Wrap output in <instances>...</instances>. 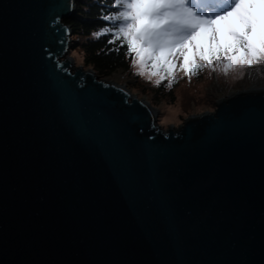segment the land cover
Segmentation results:
<instances>
[{"label":"water","instance_id":"water-1","mask_svg":"<svg viewBox=\"0 0 264 264\" xmlns=\"http://www.w3.org/2000/svg\"><path fill=\"white\" fill-rule=\"evenodd\" d=\"M74 14L0 0V264H264V88L163 127L74 68Z\"/></svg>","mask_w":264,"mask_h":264},{"label":"snow or ice","instance_id":"snow-or-ice-1","mask_svg":"<svg viewBox=\"0 0 264 264\" xmlns=\"http://www.w3.org/2000/svg\"><path fill=\"white\" fill-rule=\"evenodd\" d=\"M112 7L102 19L113 23L93 37L108 35L116 51L126 42V57L135 53L169 76L176 67L172 57L183 58L179 67L189 77L205 67L199 61L212 71L213 60L218 67L223 61L225 74L264 66V0H113Z\"/></svg>","mask_w":264,"mask_h":264},{"label":"rangeland","instance_id":"rangeland-1","mask_svg":"<svg viewBox=\"0 0 264 264\" xmlns=\"http://www.w3.org/2000/svg\"><path fill=\"white\" fill-rule=\"evenodd\" d=\"M67 57L73 61L74 68L86 69L83 67L82 57L78 51H70ZM131 58L132 61L136 59L137 63L133 64L131 62L129 73L118 71L113 75L119 77L121 85L129 92L147 100L157 111L156 116L163 127H179L191 115L214 112L218 97L247 91L254 82L263 84L261 88H264V66L230 70L225 74L221 70L223 61L218 67L215 60H213L212 67L216 68V71H212L211 68L207 67L206 61H199L205 64V67L198 69L196 75L189 77L179 67L180 63L183 62V58L172 57L176 67L172 69V75L169 76L168 71L163 66L153 68L151 61L140 62L135 53L132 54ZM153 72L156 75H152ZM149 76H151V79H149ZM158 81L159 83L164 81L166 88H169V81H171V86L175 84L172 99L167 96L158 100L152 95V92L145 94L140 92L141 88L144 90L154 88L158 85ZM136 88H139V90Z\"/></svg>","mask_w":264,"mask_h":264},{"label":"trees","instance_id":"trees-1","mask_svg":"<svg viewBox=\"0 0 264 264\" xmlns=\"http://www.w3.org/2000/svg\"><path fill=\"white\" fill-rule=\"evenodd\" d=\"M113 0H75V14L65 20V24L72 32L71 52L75 50L81 54L83 67L91 69L99 78H108L118 71L129 73L132 58L126 57V42L120 51H116V45L108 43L109 36L94 38L93 33L110 25L111 21H105L102 17L115 11L112 7ZM121 41H117L119 45ZM166 88L164 81L154 88L140 89L145 94L152 92L158 100L170 96L173 98V88ZM139 90V88H136Z\"/></svg>","mask_w":264,"mask_h":264},{"label":"bare ground","instance_id":"bare-ground-1","mask_svg":"<svg viewBox=\"0 0 264 264\" xmlns=\"http://www.w3.org/2000/svg\"><path fill=\"white\" fill-rule=\"evenodd\" d=\"M104 80L108 81V82H110V83H112V84H114L116 86H122L120 81H119L120 79H119V77L117 75H113L112 77L106 78ZM261 87H263V84L254 82V83L251 84V87L248 90L253 91V90L263 89ZM125 90H127V89H125ZM153 112L155 113V115H157V111L153 110Z\"/></svg>","mask_w":264,"mask_h":264}]
</instances>
